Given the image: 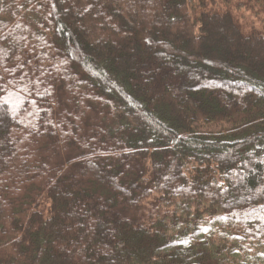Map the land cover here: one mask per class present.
<instances>
[{
	"label": "trees",
	"instance_id": "1",
	"mask_svg": "<svg viewBox=\"0 0 264 264\" xmlns=\"http://www.w3.org/2000/svg\"><path fill=\"white\" fill-rule=\"evenodd\" d=\"M0 264H264V0H0Z\"/></svg>",
	"mask_w": 264,
	"mask_h": 264
},
{
	"label": "rangeland",
	"instance_id": "2",
	"mask_svg": "<svg viewBox=\"0 0 264 264\" xmlns=\"http://www.w3.org/2000/svg\"><path fill=\"white\" fill-rule=\"evenodd\" d=\"M14 94L16 95V100L18 102V108H19V102H20L19 95L17 93H15V92H14ZM31 118H32L31 116H28V119H27V123L30 124V125L34 123V121L32 120L33 118L32 119Z\"/></svg>",
	"mask_w": 264,
	"mask_h": 264
}]
</instances>
